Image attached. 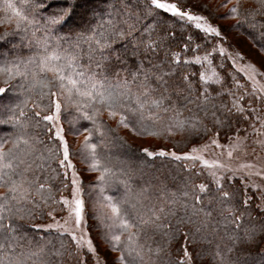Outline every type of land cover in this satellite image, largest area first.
Wrapping results in <instances>:
<instances>
[{"label":"trees","instance_id":"16d2710c","mask_svg":"<svg viewBox=\"0 0 264 264\" xmlns=\"http://www.w3.org/2000/svg\"><path fill=\"white\" fill-rule=\"evenodd\" d=\"M226 1L229 2V0H178L179 3L187 4L188 9L200 10L199 5H202L203 8L213 10L216 20L222 21L232 16L240 20L241 16L231 14L229 10L223 13L218 10ZM231 1L229 9L238 4L240 12L248 15V20L243 26L236 28L250 37L264 51V8H261L260 0ZM7 2L9 0H0V87L6 88V92L0 94V105L6 101L8 106L6 109L0 107V121L7 120L10 123L0 124V141L5 138L11 140V136L18 131L12 121L19 117V120L26 125L24 132L27 136L39 138L43 142L35 143L38 151L33 153L30 159L26 158L25 165H21L23 169L27 164H32V160L40 163L39 155L44 153L46 148H53L54 144L48 139L45 131V128L51 127V124L42 119L44 115L50 114L47 108L48 99L41 97L39 84L29 88L33 66L27 65L28 77L15 75L14 67L18 64L20 72H25L23 61L34 55V41L40 37L42 29L24 22H20L18 26V17L11 9L5 7ZM11 2L20 9L21 14L27 15L29 19L39 20L41 24L44 16H49L64 6L62 0H31L33 8L22 6L21 0H11ZM80 5L72 19L59 29V35H66L69 29L83 32L89 25L95 27L101 19L106 18L101 16L106 8L103 0H80ZM155 20L156 22L166 21L168 27L175 32L171 50L180 53L182 62L178 65H164L165 71L169 67L172 68L173 76L169 82H175V93L173 88H168L166 95L171 103L165 100L160 108L152 109L159 115V119L147 121L149 135L141 133L139 128L131 122L136 114H130L128 109L137 107L136 100L132 97L121 98L120 103L124 108L115 109L118 113L115 117L110 115L106 105L102 106L93 102V106L89 107L87 100L79 106L68 103L60 112L66 135L68 137L83 136L80 142L73 143L68 138L67 142L69 158L74 161L80 171L88 174L83 177L81 183L87 227L98 247L104 246L107 250L111 247V251L116 253V262L125 264L124 261L119 260V257L127 249L109 244L111 237L119 234L115 227H109L111 222L108 217L111 216V210L107 198L111 197L112 203L118 204L132 216L141 215L144 219H148L152 216V209H155L156 215L159 216L155 224L149 223L132 229L136 233L132 247L142 248L143 264H174L177 257L183 255L180 251L182 243L191 254L193 264H264V232L258 231L257 242H244L246 229L254 225L257 229L264 226V210L258 207V198L254 191L246 189L251 195V199H248L243 184L236 177L217 186L205 179L202 170L192 168L183 160H177L168 155L146 156L142 152L143 146L130 141L124 132V129L128 128L143 138H149L150 142L147 145L149 151L158 153L161 149H165L181 154L188 151L191 146L204 141L212 131L218 132L222 137L226 130L234 128L235 118L229 115L232 112L219 107L212 109L213 104L227 105L230 108L229 102H232L230 95H216L220 85L214 81L220 80L224 86L231 89V77H239V73L232 68L227 58L219 51L211 52L218 42L217 36L197 29L186 19L173 18L171 14L162 11L156 15ZM143 23L150 25L153 21L145 19ZM252 23H255V27L249 26ZM140 26L138 24L137 28ZM222 28L227 33L232 31L231 26L221 24L220 29ZM133 36L136 37V34L134 33ZM189 36L192 37V43L189 44L187 51L180 52V45L188 43ZM136 39L138 40V37ZM125 45L129 52L134 50V44L127 36L123 40H117L112 47L120 52ZM206 50L211 53L207 60L204 59ZM87 52V45H83L81 63L85 65L88 64ZM165 56L166 52L161 50L152 62L160 63ZM197 57L201 60L200 64L195 63ZM124 59L127 63L118 66L119 78L128 77L125 69H134L138 64L137 56L126 54ZM139 59H144V55L141 54ZM185 59L192 60L193 63L185 64L183 63ZM207 63L215 67L218 78L206 85L210 92V103L205 108L202 101L185 102L183 100L181 93L185 96L189 94L184 83L180 82L179 76L188 74V80L195 85L198 75L204 71ZM144 66L147 68L148 64L145 63ZM4 69H9L10 74ZM117 79L111 74L108 75V80L114 86ZM104 86L107 87V84ZM132 91L136 92L135 86ZM162 91H164L163 88L158 89L153 93V97H158ZM195 94L196 88L193 87L192 95ZM165 108L167 111L164 110ZM94 109H99L96 122L100 125L101 132L92 131L93 121L84 119L82 115L84 111L93 115ZM210 110L215 111V117L211 115ZM21 112L24 115H21ZM36 112H40L39 117L35 116ZM177 112H179L178 117ZM123 117H129V119L123 120ZM194 117L198 118L195 127H193ZM177 118L181 121L187 120L188 123L182 128L173 126V121ZM217 121L222 122L223 126H220ZM153 123L155 127L151 126ZM90 132L92 135L87 143L98 146L97 159L100 163L95 168L92 167L94 161L91 150L85 147V138L89 137ZM10 146V143L5 145L6 148ZM62 157L57 154L55 160H48L43 171L36 170V165L32 164V170L26 173L28 182L33 180L34 175H38L39 182L45 183L51 191L37 192L35 183L24 184L25 188H30L28 199L15 205V208L20 209L15 217L10 216L4 220L5 224H11L17 230L18 237L21 235L26 237L21 241L23 247L12 249L10 259L19 258L23 264H74L71 253L76 252L77 249L73 239L66 233L45 231L36 226L49 218L47 213L61 209L59 197L67 192L70 186L68 175H63L64 168L57 166V160ZM104 167L109 168L111 174L105 173V179L101 181L99 177L104 172ZM203 183L207 185V189L203 192L198 187H193ZM7 191V186L0 183V193ZM184 191L189 193L186 198L182 195ZM222 192H228L231 199L225 201L222 198ZM42 195L50 197L47 204L41 202ZM196 196L200 199L195 200ZM173 200L176 201L175 204L171 203ZM160 209H163V213L159 211ZM156 224H164L168 227L157 228ZM93 225L95 227H92ZM177 228L180 229L179 232H176ZM127 235L128 233H124L121 238L123 244L129 243L126 239ZM38 248H43V252L38 251ZM157 248L160 249L159 252L156 251Z\"/></svg>","mask_w":264,"mask_h":264},{"label":"snow or ice","instance_id":"6c2138e0","mask_svg":"<svg viewBox=\"0 0 264 264\" xmlns=\"http://www.w3.org/2000/svg\"><path fill=\"white\" fill-rule=\"evenodd\" d=\"M62 3L64 5L63 7L55 10L53 14L42 18V24L39 20L29 19L27 15L21 14L20 9L17 8L11 0L5 5L7 9H11V11L18 17V26L20 22H24L29 25L38 26L39 29H42L40 37L36 38L34 41V55L23 61L26 68L25 72H20L18 64L14 66L16 68L15 75L23 77L29 76L27 65L30 64L33 66L34 70L30 73L31 79L29 81V88L35 87L36 84L40 85L41 97H47V108L50 113L44 115L42 119L43 121L53 122L54 124V127L45 128V131L48 134V139L53 142L54 147L46 148L44 150V153L47 155L44 153L39 155L40 163H37L36 160H32V164L36 165V170L38 171H43L47 161L55 160L57 154L63 156V159L57 160L58 167H74L68 159L70 155L69 146L63 134V126L55 125V121L59 119L60 112L68 103L79 106L82 105L84 100H87L88 106L92 107L93 102H96L102 106L106 105L110 110V115L115 117L118 115L115 109L124 108L120 103L121 98L127 99L132 97L136 100L137 107L128 109L130 114H136L132 117L131 122L139 128L141 133L149 135L147 121L151 119H159V115L156 112H153L152 109L160 108L165 100H168L169 103H171L170 98L166 95L168 88H173V92L175 93V82H169L173 76L172 68L169 67L168 70L165 71L164 65H178L182 62L180 53L171 50V42L175 37V32L168 27L166 21L156 22V15L162 11L166 14H171L173 18L179 17L189 21H204L206 19L204 16L190 14V12L186 10L188 5L179 3L178 0H103L106 8L101 13V16H106V18L101 19L95 27L89 25L88 29L83 32L69 29L66 35H59V29L63 28L64 25L72 19L77 9L81 6L80 0H62ZM21 4L24 7L33 8L31 0H21ZM260 5L261 8H264V0H260ZM229 12L241 16V19L237 21L235 25L236 27L243 26L248 20V15L240 12L238 4L229 9ZM145 19H151L153 23L150 25L144 24L143 21ZM138 24L141 25L139 28H137ZM249 26L255 27V23H252ZM195 27L205 33L215 34L217 37L220 36L218 27H212L209 25L205 28L204 23H196ZM134 33L136 34V37H138V40L133 36ZM35 35L36 33L34 32L33 36L35 37ZM125 36H127L134 44V50L129 52L125 45L122 51L117 52L112 45L117 40H123ZM187 40L188 43L180 45V52L188 50L189 44L192 43V37H187ZM83 45H87L88 48L87 65L81 63ZM166 45L168 46L167 48L165 47ZM161 50L166 52L165 59L160 63L154 64L152 60ZM197 50H199V46H197ZM218 51L223 52V49H217L215 46L211 49L212 53ZM126 54L137 56L138 64L134 69H125L130 78H119L120 69L118 66L127 63L126 59H124ZM141 54L144 55V59H139ZM210 54L211 53H208L206 50L204 59L207 60L208 55ZM145 63L148 64L147 68L144 66ZM183 63L189 64L193 63V61L185 59ZM195 63L200 64L201 60L197 57L195 58ZM4 71L10 74L9 69H4ZM109 74L118 78L115 86L108 80ZM37 77H40V79H37ZM249 79H253V77L250 76ZM179 80L181 83H184V87L189 94L185 96L181 93V97L185 102L193 100L202 101L205 108L208 107V104L210 103V92L206 85L208 84V81L212 80L211 76H205L204 72H200L195 85L188 80V74L180 75ZM214 83L220 85V90L216 95L220 96L227 94L232 96L234 101L233 107L242 115L243 112L246 111V109L239 106V100L242 98L236 97L233 90L224 86V83L220 80H216ZM5 84H7V81H5ZM105 84H107V87L104 86ZM233 85L236 88L241 87L237 80H233ZM133 86L136 87L135 93L132 91ZM193 87L196 88V94L194 96L192 95ZM161 88H163L164 91L160 92L158 97H153V93ZM53 89H55V91H53ZM5 92L6 88L0 87V94H4ZM218 107L226 109L229 112L233 110L228 108L227 105H212V109H217ZM164 110L167 111L166 108ZM251 110L256 111L255 109ZM210 112L211 115L215 117V111L210 110ZM145 113H147V115H145ZM21 115H24V113L21 112ZM82 115L84 119L93 121L94 128L92 131L101 132V127L96 122L97 117L99 116V109H94L93 115H89L88 111H84ZM176 115L178 117L179 112H177ZM35 116L39 117L40 112H36ZM122 119L128 120L129 117H123ZM197 120V117L193 118V127L196 126ZM255 120L257 123L264 124V120H262L259 115L255 117ZM12 122L15 123L18 131L11 136V140L5 138L0 141V183H3L8 188L7 192L0 193V264H23V261L19 258L10 259V257L12 256L13 248L23 247L21 241L26 239V237L23 235L18 237L16 234L17 230L12 227L11 224H5L4 220L10 216L15 217L16 212L20 211V209L15 208V205L28 199L30 188H25L24 184L28 182L26 173L32 170V164H27L23 169L21 168V165H25L26 158L30 159L33 153L38 151L35 148V143H43L39 138L27 136L24 132L26 125L19 120V117H16ZM8 123H10V121H0V124L6 125ZM186 123H188L187 120L181 121L177 118L173 121V126L182 128ZM217 123L220 126H223L222 122L217 121ZM151 126L155 127V124L153 123ZM156 134L158 135L159 133L157 132ZM91 135L92 132L89 133V137L85 138V147L91 150V156L94 161L92 167L95 168L100 162L97 159V144L87 143ZM218 135L219 133H216V136ZM210 142L217 147H223L217 143L216 139H212ZM9 143L11 146L6 148L5 145H8ZM102 143L103 142L101 141V144ZM233 147H239V145H234ZM192 151L196 152L197 149L193 148ZM142 152L146 156L168 155L177 160L199 159V157L196 156H189L188 153L177 155L175 151L166 152L165 149H161L157 153L149 151L148 148H143ZM232 154V151L227 153L229 157H231ZM203 163L205 166H208L207 160L203 161ZM214 163H216L218 167H227L218 162ZM105 173L111 174V170L104 167V172L101 173V176L99 177L101 181H104ZM259 174L264 175V171ZM63 175H67V172L65 171ZM211 175L215 176V173H211ZM46 179H51V177H46ZM39 181L40 177L34 175L33 180L28 183H35L37 192L42 193L45 190L49 192L51 191L45 183H40ZM71 183L75 185V179H73ZM193 187H198L202 192L207 189V185L205 184H200L198 186L193 185ZM71 195L73 206L70 215L74 214L73 228L78 229L81 225L87 227V221L84 219L85 201L79 194V191L73 192ZM182 195L186 198L189 193L188 191H184ZM221 195L225 201L231 199L228 192H222ZM48 199H50V197L41 196L42 203L47 204ZM107 199L111 210V216L108 217L111 222L109 227H115L119 232V234L111 237L109 244L111 246H120L127 249V251L122 253L119 257V260L124 261L125 264H143L142 248L140 246L135 248L132 247L135 243L134 237L136 236V233H134L132 229L134 227H143L149 223L155 224V221L159 219V216L156 215V210L152 209V216L148 219H144L141 215L132 216L131 213L121 208L118 204L112 203L111 197H108ZM199 199V196L195 197V200ZM60 202L65 207L69 203L66 197H61ZM171 203L175 204L176 201L173 200ZM60 211H64V208H61ZM159 211L163 213V209H160ZM164 214L167 215L168 213ZM47 215L51 216L52 213L49 212ZM65 223H67V221H65ZM155 226L157 228L168 227L164 224H156ZM37 227H40V225H37ZM45 227L56 229L57 231L62 230L63 232H70L69 228H66L64 224L58 222L46 225ZM92 227L95 226L93 225ZM179 231L180 229L177 228L176 232ZM258 231L264 232V226L257 229L254 225L246 229L244 242H257L256 236ZM124 233H128L126 237L129 242L128 244L122 243L121 238ZM70 235L77 244V251L71 253L74 259V264H84L83 258L79 255L80 250L87 253L88 260L93 261V264H102L99 255L96 253V247L93 245L91 233H89L88 239H85L83 231H81L79 239H77V234L74 230L70 232ZM105 238L107 239V236H105ZM185 239H187V236H185ZM38 251L43 252V248H38ZM110 251L111 247L108 249L109 253ZM149 251H151V249H149ZM156 251L159 252L160 249L157 248ZM180 251L183 255L177 257L174 264H190L192 256L183 243L180 245ZM133 253H135V255H133ZM93 254H96L95 258H93ZM57 255H60V253H57Z\"/></svg>","mask_w":264,"mask_h":264},{"label":"rangeland","instance_id":"374dc122","mask_svg":"<svg viewBox=\"0 0 264 264\" xmlns=\"http://www.w3.org/2000/svg\"><path fill=\"white\" fill-rule=\"evenodd\" d=\"M219 1V0H218ZM223 1V0H220ZM232 1L225 2L218 9L221 13L229 10ZM200 6V10L196 9H186L190 14L204 16L206 19L204 21H190L194 25L196 23H204L205 28L209 25L212 27H218L220 31V36H218V42L216 43L217 49H223V52H220L225 58L229 60L232 65V68L239 73V77L232 78L230 82L231 89L233 90L236 97H241L239 100V106L246 109L241 115L233 107L234 101L231 97L232 102H229V107L233 109L229 114L235 118V122L232 129L226 130L224 136H216V131L210 132L208 138L204 141L195 144L190 147V149L183 153H188L189 156L199 157L197 160L181 159L190 165L192 168L200 169L205 174V179L209 180L212 184L219 186L222 182L238 178L243 184L245 190L250 189L255 192L256 197L258 198V207L264 210V175L259 174L264 171V124L257 123L255 117L259 115L262 120H264V51L254 43L250 37L240 32L236 28V23L239 21L236 17L226 18L225 20H216L213 16V10H208ZM187 20V19H186ZM189 21V20H188ZM224 24L231 26L232 31L226 32L220 29V25ZM208 34V33H207ZM215 35V34H212ZM205 76H211L214 81L218 78L215 67L210 63H207L204 67ZM253 79H249V77ZM233 80L239 81L241 87L236 88L233 85ZM208 81V82H211ZM1 109H6L7 102L4 101L0 105ZM255 109L256 111H252ZM51 127H54L53 122H50ZM55 125H62L61 117L59 114V119L55 121ZM64 129V127H63ZM125 134L128 136L130 141L139 143L143 148H147V145L150 142L149 138H143L131 129L125 128ZM65 139L67 138L73 142H80L83 139V136H70L66 135L64 130ZM216 139L219 145L223 147H217L211 144V140ZM68 141V140H67ZM234 145H239V147H233ZM206 146V147H205ZM196 148L197 151L193 152L192 149ZM232 151V156L229 157L227 153ZM166 152H173L172 150ZM183 153L177 155H183ZM63 159V157H62ZM71 164L74 167H65L64 171L67 172L69 177L70 186L67 192H64L59 197V202L61 197H66L69 201L68 205L65 207L61 202V208H64V211H53L52 215L44 221L40 222L37 225L42 230H52L60 233H66L70 237V232L72 230L76 231L77 239H79L81 231H83L85 239L89 238V229L88 227L81 225L80 228L74 229V214L70 215L72 208V195L71 193L79 191V194L83 197L82 191V180L83 177H86L88 174L80 171L74 161L69 157ZM208 161V166H205L203 161ZM218 162L221 165H226L227 167H218L216 163ZM215 173V176L211 175ZM75 179L76 184L73 185L71 181ZM204 184V183H203ZM246 192V198L251 199L249 191ZM54 218V219H53ZM84 219L87 221L86 212ZM67 221V223H65ZM58 222L64 224L66 228L70 229V232L57 231L56 229H49L45 227L46 225ZM36 225V226H37ZM93 240V245L96 247V253L99 255L102 264H120L116 262V253L113 251L108 252V250L103 246L102 248L97 246V242L91 236ZM77 249L76 241L73 240ZM105 248V249H104ZM79 255L83 258L84 264H93V261H89L87 253L83 250L79 251ZM96 254H93L95 258ZM190 264H193L192 260Z\"/></svg>","mask_w":264,"mask_h":264}]
</instances>
